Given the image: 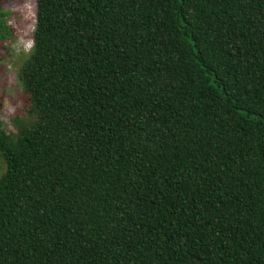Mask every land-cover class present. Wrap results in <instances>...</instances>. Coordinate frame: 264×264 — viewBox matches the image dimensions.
<instances>
[{"label": "trees", "instance_id": "obj_1", "mask_svg": "<svg viewBox=\"0 0 264 264\" xmlns=\"http://www.w3.org/2000/svg\"><path fill=\"white\" fill-rule=\"evenodd\" d=\"M34 1L0 264H264V0Z\"/></svg>", "mask_w": 264, "mask_h": 264}, {"label": "rangeland", "instance_id": "obj_2", "mask_svg": "<svg viewBox=\"0 0 264 264\" xmlns=\"http://www.w3.org/2000/svg\"><path fill=\"white\" fill-rule=\"evenodd\" d=\"M2 11L13 36L0 40V121L6 131L17 132L14 118L31 121L35 115L29 95L22 89L19 70L32 46L34 0H3ZM0 157V174L4 171Z\"/></svg>", "mask_w": 264, "mask_h": 264}]
</instances>
